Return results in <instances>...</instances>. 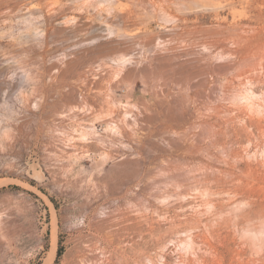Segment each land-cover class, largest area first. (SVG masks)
Masks as SVG:
<instances>
[{
  "label": "rangeland",
  "instance_id": "obj_1",
  "mask_svg": "<svg viewBox=\"0 0 264 264\" xmlns=\"http://www.w3.org/2000/svg\"><path fill=\"white\" fill-rule=\"evenodd\" d=\"M0 264H264V0H0Z\"/></svg>",
  "mask_w": 264,
  "mask_h": 264
},
{
  "label": "trees",
  "instance_id": "obj_2",
  "mask_svg": "<svg viewBox=\"0 0 264 264\" xmlns=\"http://www.w3.org/2000/svg\"><path fill=\"white\" fill-rule=\"evenodd\" d=\"M59 248L57 250V260L59 259V257L62 255L63 253V248L61 247V243L59 242L58 244Z\"/></svg>",
  "mask_w": 264,
  "mask_h": 264
},
{
  "label": "bare ground",
  "instance_id": "obj_3",
  "mask_svg": "<svg viewBox=\"0 0 264 264\" xmlns=\"http://www.w3.org/2000/svg\"><path fill=\"white\" fill-rule=\"evenodd\" d=\"M240 37V36H239ZM243 44V43H242ZM238 46V45H237ZM124 62H126V60L124 61Z\"/></svg>",
  "mask_w": 264,
  "mask_h": 264
}]
</instances>
